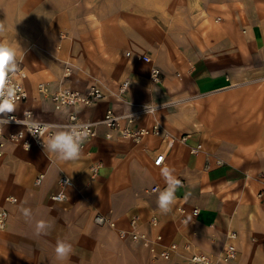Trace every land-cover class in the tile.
Here are the masks:
<instances>
[{
	"label": "crops",
	"instance_id": "0c3cea01",
	"mask_svg": "<svg viewBox=\"0 0 264 264\" xmlns=\"http://www.w3.org/2000/svg\"><path fill=\"white\" fill-rule=\"evenodd\" d=\"M172 1V8L163 12L171 9L168 31L179 34L178 53L171 60L169 56L168 60H157L144 50L145 28H141L138 38L116 40L111 30L102 26L101 38H89L92 47L126 48L129 57L121 61V73L103 77L104 99L73 110L79 120L96 122L107 109L123 115L142 105H155L153 117L139 116L131 128L149 126L156 120L169 139L148 136L134 144L116 133L106 138L108 130L99 126L97 136L84 144L80 158L67 162L58 161L44 149L24 151L9 145L0 160V206L8 212L6 228L0 231V264L182 262L178 258L152 262L148 252L138 245L119 240L114 230L96 225V214L105 215L124 230L130 218L138 216L141 231L159 233L165 244H188L213 258L227 242L226 233L235 232L237 256L227 264H264V206L257 197L264 189V180L255 178L264 175V77L245 75L247 65L260 64L259 60L264 64V0H236L237 18L231 24L238 34L230 44L237 50L234 74L227 69L224 53L229 47L231 26H215L221 41L214 61L205 56L208 51L212 55L210 42L197 40L198 34L210 32L212 2L221 0ZM218 9L215 14L223 15V8ZM147 15L139 13L141 18ZM69 39L62 43L61 52L56 50L55 41L48 39L43 58L30 55L27 65L14 75L25 88L27 99L16 105L13 113L31 110L37 121L65 123V113L54 110L51 95L58 88L83 92L93 83L86 69L63 77L68 63L61 64L60 58L69 51L72 34ZM250 52L258 58H251ZM143 57L150 62H143ZM139 60L144 67H137ZM83 61L90 62L88 58ZM152 68L160 71L157 83L150 81ZM124 81L129 85L123 102L116 93ZM39 84L47 93L39 92ZM198 145L201 151L190 154V148ZM160 154L164 162L155 166L154 158ZM218 160L220 166L215 163ZM205 162L209 164L207 169ZM164 166L174 169L182 182L176 191V203L166 214L157 206L158 190L166 187L160 174ZM39 174L44 178L36 185ZM62 176L71 184L65 189V200L53 202L50 196L58 192ZM5 197H14L17 202L8 204ZM179 206L188 212L197 208L199 214L188 215V222L183 224L176 211ZM24 208L30 210L29 217L23 215ZM152 217L158 220L155 230L148 226ZM39 221L46 224L40 231L36 227ZM58 240L73 247V253L63 262L56 259ZM117 258L122 263H116Z\"/></svg>",
	"mask_w": 264,
	"mask_h": 264
},
{
	"label": "rangeland",
	"instance_id": "374dc122",
	"mask_svg": "<svg viewBox=\"0 0 264 264\" xmlns=\"http://www.w3.org/2000/svg\"><path fill=\"white\" fill-rule=\"evenodd\" d=\"M173 3L172 0H0V25L6 29L5 34L0 36V39L11 42L17 47L20 70L27 65L30 55L35 53L40 56L39 58H43L47 49L45 42H49L48 39L52 38L56 43V50L61 52L62 43L71 40L69 36L72 34L71 46L65 58H60L61 64L68 63L71 67V73L74 70H88L86 75L93 82L92 84L103 87L105 85L103 77L106 79L110 73L118 75L123 71L121 61L129 57L130 50L126 48H95L92 47L89 38L91 36L101 38L102 26H107L111 30L113 39L116 40H125L134 36V38H138L141 28H145L146 47L144 50L146 54H152L157 60L159 58L168 60L169 56L171 60V57L178 53L177 35L179 34L168 31L172 25L171 9L169 12L168 10L163 12V9L172 8ZM212 3L213 16L208 22L210 32L198 34L197 40L205 38L210 42L212 55L206 50L208 52L205 56L207 60L214 61V52H219V47L216 46H219L221 41V34L216 32L218 28L215 26L222 24L231 26L233 31L227 39L229 47L224 53L227 56V69L234 74L232 70L236 71L237 69V50L230 44L236 41L238 34L232 27L237 18V1L221 0ZM219 7L223 8L221 11L223 15L215 14ZM141 12H147L148 15L141 18L139 16ZM163 15L169 17H163ZM160 53L162 54L160 55ZM249 56L258 58L257 54L252 52ZM83 58H88L90 62L84 63ZM259 62H261L258 63L259 65L256 62L247 65L246 69L248 70L245 71V75L253 77L260 74L264 77V71H262L264 64H262V60ZM144 66L139 60L137 67L142 68ZM262 175L255 178L258 181L264 180ZM150 260L153 262L151 258ZM120 262L117 258L116 263Z\"/></svg>",
	"mask_w": 264,
	"mask_h": 264
},
{
	"label": "built area",
	"instance_id": "2783aa9c",
	"mask_svg": "<svg viewBox=\"0 0 264 264\" xmlns=\"http://www.w3.org/2000/svg\"><path fill=\"white\" fill-rule=\"evenodd\" d=\"M142 61L145 63L150 62L148 57H143ZM71 74V67L66 64L63 71V77L66 78ZM160 71L157 68H152L149 74L150 81L152 83H157L159 81ZM12 82L17 86L15 104H21L27 99V92L23 85L12 76ZM128 81H124L118 87L116 97L122 101L123 96L128 88ZM39 92L45 94L47 93L46 88L42 85H38ZM105 92L103 87L99 85L92 84L88 86L85 91H78L68 88H58L51 95V102L53 103L54 110L57 112L65 113V123L59 124L56 122H41L37 121L33 117L31 110H22L19 114L9 113L7 118L10 122L7 125H0V160L5 155L7 147L13 145L21 148L24 151L31 149H44L42 138L34 136L30 129L26 126L32 122L39 123L40 125H52L53 130L55 126H67L70 124H85L89 129V137L87 142L91 141L97 136V128L99 126H104L108 133L105 135L106 138H110L111 133H116L118 136L131 140L134 144H139L144 138L148 136L158 137L162 135L165 139H169V136L163 133L160 123L153 120L149 126L131 128V125L135 123L139 116L153 117L156 114V106L147 104L138 107V109L132 113H127L123 115H118L113 109H107L101 120L92 121H81L74 113L73 110L76 108H88L91 107L96 102L104 99ZM124 102V100H123ZM26 113L30 115H25ZM15 117V119H11ZM5 118V117H0ZM17 121V122H16ZM47 135V133L45 134ZM181 141H185V138H181ZM86 142V143H87ZM28 145L26 150L25 145ZM84 146V145H83ZM201 151V146L191 147L190 154H197ZM164 156L162 154L157 155L154 158L153 164L155 166H160L156 163L157 159ZM216 165L220 166L221 161H216ZM209 167L208 162H205L204 168ZM261 177V176H259ZM264 177V175H262ZM44 175L39 174L35 179V184L39 185L43 180ZM71 184L70 180L62 176L58 180L59 190L57 193L50 196V200L53 202H62L65 200V189ZM153 191L156 188L152 189ZM257 197L263 202L264 206V190H261ZM4 201L8 204H15L17 199L14 197H5ZM178 219L181 223L185 224L188 222V215L191 217H196L199 214V209L193 208L188 212L183 206H179L176 209ZM8 219L7 210L0 206V231L6 228ZM94 223L98 226L107 227L114 230L119 238V240H129L133 244L138 245L142 249L148 252L150 258L153 261L161 260L163 262H170L173 258H178L182 262H176L174 264H227L228 262L234 260L237 256V250L233 241L236 239L235 232H228L225 235L227 242L221 248L220 253L216 257H211L205 253L193 250L190 245L184 244L182 247L176 243L165 244L163 242V236L159 233L151 235L148 231H141L139 229V218L138 216H132L129 220L128 229L117 228L115 222L110 218L102 214H96L94 216ZM148 226L150 230H155L158 228V220L152 217L148 221Z\"/></svg>",
	"mask_w": 264,
	"mask_h": 264
},
{
	"label": "clouds",
	"instance_id": "9594fccd",
	"mask_svg": "<svg viewBox=\"0 0 264 264\" xmlns=\"http://www.w3.org/2000/svg\"><path fill=\"white\" fill-rule=\"evenodd\" d=\"M6 29L0 25V36L5 34ZM19 70L17 47L11 42L0 39V125H7L10 120L7 114L16 110V90L17 86L12 82V76ZM25 115H30L26 113ZM11 119H15L12 117ZM17 122V121H16ZM34 136L42 138L44 151L51 153L58 161L67 162L75 161L80 158L83 145L87 142L90 135L88 126L85 124H70L67 126L40 125L32 122L26 125ZM47 133V135H45ZM27 150L28 145H25ZM163 157L157 159L156 163L160 165ZM164 178L166 187L158 190L157 206L162 213L171 211L172 206L176 203V191L182 186V182L174 175V169L164 166L160 171ZM25 217H29V209H21ZM37 230H43L46 227L44 221H39L36 225ZM56 259L58 261L67 260L73 253L71 243L64 240H58L55 247Z\"/></svg>",
	"mask_w": 264,
	"mask_h": 264
}]
</instances>
